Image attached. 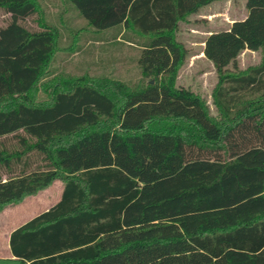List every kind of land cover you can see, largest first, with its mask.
I'll return each mask as SVG.
<instances>
[{
	"label": "trees",
	"instance_id": "1",
	"mask_svg": "<svg viewBox=\"0 0 264 264\" xmlns=\"http://www.w3.org/2000/svg\"><path fill=\"white\" fill-rule=\"evenodd\" d=\"M215 1L70 0L96 32L141 47L144 80L67 77L37 101L60 31L22 22L38 0H0V212L64 182L11 232L21 264H264V0L205 38L221 119L175 86L180 21ZM246 49L261 62L230 71Z\"/></svg>",
	"mask_w": 264,
	"mask_h": 264
},
{
	"label": "rangeland",
	"instance_id": "2",
	"mask_svg": "<svg viewBox=\"0 0 264 264\" xmlns=\"http://www.w3.org/2000/svg\"><path fill=\"white\" fill-rule=\"evenodd\" d=\"M39 10L22 22L40 29L45 23L58 28L60 41L58 50L48 66L47 75L41 79L35 96L36 100H46L48 90L58 79L67 77H108L136 84L144 80L138 58L141 47L112 31L96 32L88 25V21L71 4L70 0H38ZM227 4V3H226ZM231 19L242 18L246 11L245 0H232L227 4ZM226 5V6H227ZM225 4L214 2L202 7L198 12L188 15L180 21L177 32L178 39L187 50L184 63L179 69L175 86L186 88L198 94L205 101L210 115L221 119L218 107L214 103V92L219 83V74L213 62L204 55V41L207 34L219 30L222 23L213 18L212 13L223 11ZM10 14L0 10V27L10 20ZM259 51L244 50L237 57V67L229 66L232 72L244 71L248 67L261 62ZM4 144L8 148L20 146L17 139L8 137ZM2 146L0 145V149ZM64 182L56 180L48 188L27 196L23 201L11 204L0 212V256H5L6 233L26 221L31 214H36L61 197ZM36 210L33 211V209ZM0 264H21L16 258H0Z\"/></svg>",
	"mask_w": 264,
	"mask_h": 264
},
{
	"label": "crops",
	"instance_id": "3",
	"mask_svg": "<svg viewBox=\"0 0 264 264\" xmlns=\"http://www.w3.org/2000/svg\"><path fill=\"white\" fill-rule=\"evenodd\" d=\"M230 2H232V0H220V1H215L214 3H216V4H225V6H226V5H227L228 3H230ZM226 3H227V4H226ZM245 6H246V0H245ZM224 9H225V10H223V11H217V12H215V13H212V16H213V18H218V19H220L221 21H224V20H227V21H224V23L221 24L220 27H222V28H220L219 30H214V31L209 32V33L207 34V36H208L209 34H211L212 32H215V31L228 30V29L231 27V25L233 24L234 21L245 19L246 16H247V14H248V10H247V7H246L245 14H244V16H243L242 18L231 19V17H230L229 6L227 5ZM204 45H205V42H204ZM248 50H249V49H248ZM204 55H205V54H204ZM205 57H206V56H205ZM59 199H60V198H59ZM58 201H59V200H58ZM58 201H56L55 203H57ZM55 203H54V204H55ZM54 204H53V205H54ZM53 205H50L48 208H46V209H44V210H42V211H40V212H38V213H36V214H34V215L31 214V215H30L31 217H29V218H28L26 221H24L22 224H24L25 222H27V221L30 220L31 218L35 217L36 215L40 214L41 212L48 210V209H49L50 207H52ZM34 210H36V208H34L33 211H34ZM22 224H20V225H22ZM20 225H18L17 227H19ZM17 227H15V228H17ZM15 228H13V229L7 231V233H6V243H7V244H6V249L4 250V251H5V254H4L5 256H0V258H1V257H4V258H16L15 256H13V254H12V252H11V250H10V244H9L11 232H12Z\"/></svg>",
	"mask_w": 264,
	"mask_h": 264
}]
</instances>
